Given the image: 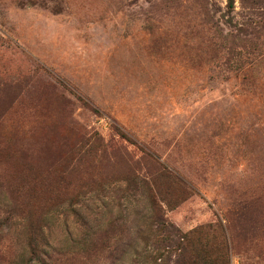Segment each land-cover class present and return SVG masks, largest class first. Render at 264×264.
Returning a JSON list of instances; mask_svg holds the SVG:
<instances>
[{"label":"rangeland","instance_id":"374dc122","mask_svg":"<svg viewBox=\"0 0 264 264\" xmlns=\"http://www.w3.org/2000/svg\"><path fill=\"white\" fill-rule=\"evenodd\" d=\"M144 178L264 264V0H0V264H144Z\"/></svg>","mask_w":264,"mask_h":264},{"label":"trees","instance_id":"16d2710c","mask_svg":"<svg viewBox=\"0 0 264 264\" xmlns=\"http://www.w3.org/2000/svg\"><path fill=\"white\" fill-rule=\"evenodd\" d=\"M121 135L126 138L123 133ZM128 141L132 142V140ZM161 175H172L174 179L183 182L178 175H174L170 169L165 167L162 168ZM152 181L150 182L148 178H144L139 182L143 192L147 190L149 193L146 197L149 200V204L138 210V216L140 217L134 226L137 231L135 236L132 237V229H130L129 236L127 237L128 240L126 238V251L123 252L122 257H125L131 251L134 263L139 260H143L144 264H162L163 262H166V264L221 263L223 257L217 256L215 259L212 258L206 245L204 246L199 242L203 237H206L204 228L183 234L179 228L161 215V207L151 194L153 191L152 183H154ZM147 208L151 211L146 210ZM160 234H164V236ZM195 239L198 242H195ZM165 255L167 257L163 259ZM212 259L214 260L212 261Z\"/></svg>","mask_w":264,"mask_h":264}]
</instances>
